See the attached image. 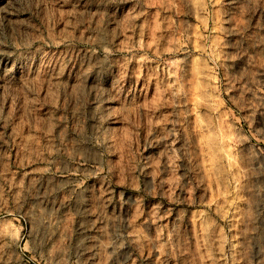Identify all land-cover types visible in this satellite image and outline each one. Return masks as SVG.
Wrapping results in <instances>:
<instances>
[{
    "label": "rangeland",
    "instance_id": "374dc122",
    "mask_svg": "<svg viewBox=\"0 0 264 264\" xmlns=\"http://www.w3.org/2000/svg\"><path fill=\"white\" fill-rule=\"evenodd\" d=\"M0 264H264V0H0Z\"/></svg>",
    "mask_w": 264,
    "mask_h": 264
}]
</instances>
